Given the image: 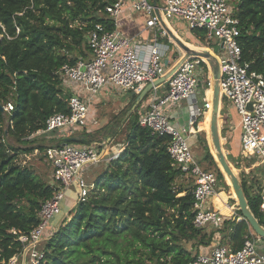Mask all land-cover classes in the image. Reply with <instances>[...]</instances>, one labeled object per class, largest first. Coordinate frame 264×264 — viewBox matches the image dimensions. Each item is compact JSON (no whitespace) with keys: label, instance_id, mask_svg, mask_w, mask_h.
<instances>
[{"label":"trees","instance_id":"obj_1","mask_svg":"<svg viewBox=\"0 0 264 264\" xmlns=\"http://www.w3.org/2000/svg\"><path fill=\"white\" fill-rule=\"evenodd\" d=\"M115 1L0 0V106L8 101L14 106L9 138L21 142L43 130L49 117L68 114L72 93L62 88L57 73L64 64L73 65L90 55L85 39L95 24L114 29L105 8ZM234 6L242 59L264 75V0H237ZM190 34L200 46L193 35L203 32ZM82 46L87 54L71 59L70 53L81 52ZM204 49L209 51L208 46ZM206 122L207 114L202 126ZM3 123L0 112V263L21 250L18 237L38 225L40 204L55 190L17 165L14 149L1 139ZM92 132L80 131V141L70 144H91ZM168 140L151 135L137 119L122 152L97 177L87 201L76 205L69 220L45 241L41 264H186L194 256L181 246L182 241L206 247L202 253L226 236V245L235 252L247 236L256 237L245 221L227 219L216 232L194 227L192 188L173 187L180 173L166 153ZM219 176L221 184L223 176ZM247 182L241 186L249 209L264 227L260 199ZM23 202L26 205L21 207Z\"/></svg>","mask_w":264,"mask_h":264},{"label":"built area","instance_id":"obj_2","mask_svg":"<svg viewBox=\"0 0 264 264\" xmlns=\"http://www.w3.org/2000/svg\"><path fill=\"white\" fill-rule=\"evenodd\" d=\"M235 10L230 0H116L105 8V15L112 21L114 29L109 31L102 24H95L86 36L90 55L78 59L73 65L64 64L57 73L62 88L72 93L68 100V114L49 117L45 128L32 133L28 139L57 131L63 132L60 139L66 140L76 137L80 131L91 132L98 128L99 122L91 108L97 95L107 86L121 95H139L148 84L164 76L170 64L167 61L170 48L160 40L171 41L169 32H173L169 26L184 22L189 31H202L208 41L216 39L223 51L222 56L216 57L221 72V101L229 102L239 117L240 155L252 161V172L260 171L254 173L247 184L259 197V209L264 214V75L254 71L252 63L242 59ZM129 14L144 19L145 28L151 32L149 44L143 45L140 40L121 31L120 19ZM166 84L163 94L158 92L157 87L148 93L146 103L138 114V124L153 136L169 138L166 153L174 170L191 181L194 227L206 232L220 231L227 219L238 222L234 219L238 209L232 216L224 217L215 208L212 200L218 191L217 177L213 172L200 168L187 144L189 137L198 131L202 123L199 121H203L211 110V69L204 59L189 58L182 62ZM200 86L202 105L197 102ZM75 87H79L84 95L75 94ZM181 102L188 103L189 128H182L179 132L169 123V110ZM2 108L4 123L1 139L4 142L8 138L7 128L12 124V101ZM226 127L231 130L228 125ZM119 154L105 143L88 147L64 142L46 148L43 157L51 167V186L55 190L49 199L40 204L38 225L18 237L21 250L0 264H41L44 243L52 234L49 231L50 220L60 214L65 193L71 188L75 190L74 207L85 203L96 184L95 180L85 177L87 167L104 161L109 163ZM262 243V238L250 235L235 252L226 245L213 243L206 252L194 256L186 264H264V253L258 248Z\"/></svg>","mask_w":264,"mask_h":264},{"label":"rangeland","instance_id":"obj_3","mask_svg":"<svg viewBox=\"0 0 264 264\" xmlns=\"http://www.w3.org/2000/svg\"><path fill=\"white\" fill-rule=\"evenodd\" d=\"M230 2L232 5H235L237 0H230ZM169 28L173 32L175 38L179 39L181 42L186 44L191 49L200 51L204 49V47L208 46L210 53L213 54L215 57L222 56L223 51L220 49V44L216 39L208 41L203 34L200 35L194 34L193 36L196 38L198 42L201 43V46L195 44L194 40L190 39L191 36L190 31L188 30L184 22L173 23V25L169 26ZM177 49L176 47L173 48V50L177 52V55L175 56V61L168 65L167 67L168 71L173 69L174 66L184 57V52L181 51L180 49L178 52ZM80 50L81 52H79L78 50L73 51L72 53H70L69 57L71 59H76L87 54V50L85 49L84 46H82ZM166 83L167 82L157 86L159 93H160L159 88L161 86L164 85L165 87H167ZM115 92L117 91L115 90ZM113 94H114L113 100L110 101L101 100V103L104 104H102V106H99L98 104V106L96 107L97 110L94 109L93 111L95 114L94 117H96L98 121H101V123H103L106 119H109V123H108L109 126L106 127L108 129L105 131H112V132L108 135H105V133L99 132V130L97 131L94 130L96 132H94V134L92 133L93 137L90 140L91 144L85 146L95 147L101 143H105L106 145L109 146L110 150H112L113 152L118 151L119 153H121L123 147L125 146L124 143L126 141V137L131 131L132 125L135 122H137L138 114L144 105L143 102H145V99L137 103L136 102L137 95L134 94V96H132L128 93L126 96L119 97L117 100L118 97L117 93H113ZM197 102L199 103V105L203 104L201 86L198 89ZM123 104L124 106H121ZM188 119H189L188 112L183 110V111H179V113L176 114L174 120H172V117L171 118L169 117V123L175 130L180 132L182 131V128L188 130L189 128ZM219 119H220L219 125H220V133H221V142H222L223 151L225 153V157L229 162V165L234 169L235 174L239 177V179H241V182L244 180L245 181L248 180L251 176L254 175V173H260L259 170L252 172L254 170V168H251L252 161L242 157L239 153L240 129L235 125H234L235 127H233V129L230 130V132L227 129H225V126L229 125V123L238 124V120H239V117L237 116L236 112L234 111V109L232 108L229 102H226L224 100L221 101ZM199 122H202V119ZM199 128H198V134H196L198 137L194 135L190 136L189 139L187 140V144L191 149V153L193 157L196 158V161L200 166V168L202 170L207 169L213 172L218 177L222 173L216 161L210 157L212 153L209 146L208 134L205 131L199 132ZM233 131H237L236 138L233 137V133H232ZM109 136L112 138L111 140L108 141L107 138ZM59 142L61 141L56 142L54 140H48L47 138L41 139L37 137L29 138V139L26 138L21 142H16L15 140L8 137L7 139H5L3 144L11 149H14L16 163L20 168L31 170L34 173V175L44 185L51 186L53 184L52 170L51 167L48 165V163L45 161V158L43 157V153L44 150L48 147L59 146L62 144ZM106 163L107 162L105 161L103 163L100 162L98 164L90 165L89 167H87L85 171V177L90 180H96L97 177L104 171ZM190 186H191V182L188 184H183V182L175 181L173 187L175 189H184V187L190 188ZM217 193L222 195L220 199H222L224 202H227L231 206L235 204L237 205L236 200L234 199V196L230 189V186L228 182L226 183L224 176L222 177L221 184L218 182ZM70 194L72 195V200H69V202L73 203L76 200L75 199L76 193L73 188L68 189L66 195H70ZM65 198L67 199L68 196H66ZM25 205H26L25 202H23L21 204V207H24ZM240 218L241 216L238 215V211H237L236 215L234 216V219L239 222L242 221L240 220ZM215 241L222 245H226L228 243L226 236H223V238L221 237L219 240H215ZM181 246L190 254L191 257L195 256L197 253L206 249V247L199 246L194 241H182ZM258 248L261 253H264V241L262 244H259Z\"/></svg>","mask_w":264,"mask_h":264},{"label":"water","instance_id":"obj_4","mask_svg":"<svg viewBox=\"0 0 264 264\" xmlns=\"http://www.w3.org/2000/svg\"><path fill=\"white\" fill-rule=\"evenodd\" d=\"M169 36L173 40V42L177 45V47L184 52V57L174 66L173 69L168 71L164 76L157 79L152 84H148L142 92L137 95L136 102L142 101L144 97L155 87L167 82L172 78L175 72L180 68L183 61L189 58H202L204 59L211 69L212 76V99H211V110L209 117V132L208 138L210 141V150L212 153V157L216 161L222 175L228 179L230 183V187L235 196V200L238 206V211L241 214V220L245 221L248 226L252 229V231L256 234V236L262 238L264 240V227L260 225L258 220L254 217L252 212L249 209L248 203L245 198L244 190L241 186V179L233 172V169L230 167L229 162L225 157V153L223 151L222 142H221V133H220V125H219V114L221 108V97H220V66L217 58L211 54L208 50L202 49L200 51H196L188 47L186 44L181 42L179 39L175 38V36L169 32ZM249 108L251 106L249 105ZM0 112L3 113V108L0 106ZM80 141L79 138L71 137L65 140L66 143H78Z\"/></svg>","mask_w":264,"mask_h":264},{"label":"crops","instance_id":"obj_5","mask_svg":"<svg viewBox=\"0 0 264 264\" xmlns=\"http://www.w3.org/2000/svg\"><path fill=\"white\" fill-rule=\"evenodd\" d=\"M120 29L121 31L127 35L128 37H131V38H134L135 40H140L142 42L143 45H147L149 44V40H150V36H151V32L145 28V22H144V19L142 17H140L139 15H125L123 16L121 19H120ZM160 42H162L163 44H166L169 46L170 48V51L168 52L167 54V61L168 63H172L175 61V56L177 55V52H175L173 50V48L176 47L177 49V46L176 44L173 42V40L171 39V41H169L168 39H161ZM142 50H144V48L142 47L141 48ZM140 49V50H141ZM177 51L179 52V48L177 49ZM143 54V53H142ZM160 93L163 94V92L165 91L166 87L163 85L161 86L160 88ZM75 91H73L75 94L77 95H84L83 91L79 88V87H75L74 88ZM114 91V92H112ZM113 93H117V100L119 97H122V96H126L127 94H124V95H121L118 91L115 92V90L110 87V86H107L104 90H102L98 95L97 97L94 99L93 103H92V110L94 111V109L97 110V106L99 104V106H102V104L104 103H101V100H106V101H110V100H113ZM120 95H119V94ZM130 95L134 96L133 93H129ZM148 95V94H147ZM147 95L144 97L145 99V102H143V104L146 103V99H147ZM115 103V102H114ZM101 104V105H100ZM95 106V107H94ZM121 106H124L121 105ZM187 111L188 114H189V107H188V103L187 102H181L179 103L178 105L174 106V107H171L170 110H169V116L170 118L172 117V120H174V117L176 116L177 113H179V111ZM92 111V113L94 114V112ZM95 116V114H94ZM96 118V117H95ZM171 120V121H172ZM99 122V127L94 129V130H99V132H102V133H105V135H108L110 134L112 131H105L107 130L108 128H106L107 126H109V119H106L103 123H101V121H98ZM200 127L202 128V130H199V132H203L205 131L207 133V124H205L204 126H202V123L199 124ZM238 127V124H230L228 125L231 130L233 129V127L235 126ZM199 128V127H198ZM226 129H228L229 131V128L226 127ZM104 130V131H103ZM95 131V132H96ZM230 132V131H229ZM63 133V132H62ZM61 132H54V133H49V134H46V135H41L37 138H41V139H44V138H47L48 140H54L56 142L60 141L61 137H63ZM93 133V132H92ZM233 137L236 138V133L237 131H233ZM196 134H198V131L196 132ZM196 134H194V136H197ZM80 134H77L76 138H79ZM193 136V135H192ZM198 137V136H197ZM112 137H108L107 140H111ZM84 146V145H83ZM118 152V151H117ZM105 162V161H104ZM103 163V162H102ZM108 163H106V166H107ZM105 166V167H106ZM179 181V182H183V184H188L190 183L191 181L187 180V178L183 177V176H180V178H178L176 180V182ZM227 183V182H226ZM184 189H188V187H184ZM68 192V191H67ZM67 192L65 193L64 197H63V200L61 202V205H60V208H61V212L59 215L53 217L51 220H50V223H49V231L51 233L57 231V229L60 227V225H62V223L65 221V220H69L68 219V213L74 208V202H69V200H72V195H66ZM68 196V198L66 199L65 197ZM222 195L220 194H217V197L216 198H213L212 202L213 204L215 205V208H217L219 211L223 212V214L225 215L224 217H227L229 211H226L225 209H223L222 207V204H223V201L220 199ZM66 199V200H65ZM69 211V212H68Z\"/></svg>","mask_w":264,"mask_h":264},{"label":"bare ground","instance_id":"obj_6","mask_svg":"<svg viewBox=\"0 0 264 264\" xmlns=\"http://www.w3.org/2000/svg\"><path fill=\"white\" fill-rule=\"evenodd\" d=\"M209 117H210V112H208L207 113V122H206V126H207V134H208V132H209ZM208 141H209V138H208ZM209 144H210V141H209ZM231 167V166H230ZM232 168V167H231ZM233 169V168H232ZM233 172L235 173V171H234V169H233ZM226 179V182H228V184H229V186H230V183H229V181H228V179L227 178H225ZM230 189H231V187H230ZM231 191H232V189H231ZM217 194L218 193H216V195L213 197V198H216L217 197ZM232 194H233V191H232ZM233 196H234V194H233ZM234 199H235V196H234ZM222 200V199H221ZM223 201V200H222ZM222 207H223V209H225L226 211H229V215L227 216V217H230V216H232L233 215V213L238 209V207H237V205L235 204V205H233V206H231V205H229L227 202H224L223 201V204H222ZM221 212V211H220ZM221 214L223 215V216H225L224 214H223V212H221Z\"/></svg>","mask_w":264,"mask_h":264}]
</instances>
